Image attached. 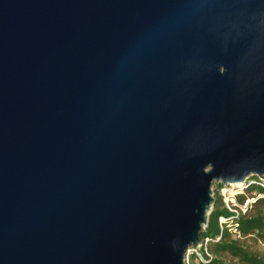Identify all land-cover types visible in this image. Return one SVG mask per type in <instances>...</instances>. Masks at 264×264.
<instances>
[{"label": "water", "instance_id": "1", "mask_svg": "<svg viewBox=\"0 0 264 264\" xmlns=\"http://www.w3.org/2000/svg\"><path fill=\"white\" fill-rule=\"evenodd\" d=\"M254 176L264 0H0V264H186Z\"/></svg>", "mask_w": 264, "mask_h": 264}, {"label": "trees", "instance_id": "2", "mask_svg": "<svg viewBox=\"0 0 264 264\" xmlns=\"http://www.w3.org/2000/svg\"><path fill=\"white\" fill-rule=\"evenodd\" d=\"M248 182H254V184L249 185L246 191L256 190V203L264 205V188L259 186L257 182H260L258 178L250 179ZM264 184V182H263ZM216 186L217 192L215 193V201L213 208L211 209L208 222L206 227L204 228L200 240H204L209 238L211 240H215L218 236L220 240L217 242L210 241L207 244V250L212 256L210 260L206 257L205 259L209 262L204 264H226L222 260L223 255L230 256L231 259L236 260L235 263L231 264H264V258L258 256L257 254L248 251L239 245L238 240H234L231 234L224 229L222 232L219 226V218L220 217H229L231 213L225 207V203L221 197L218 195V191L221 188V184H213ZM243 192L240 195H237L234 199L233 207L238 209L240 212V217L238 219V231L241 237H247L252 235L256 241H260L264 243V217L261 214L252 216L246 213L247 211V200L243 199Z\"/></svg>", "mask_w": 264, "mask_h": 264}, {"label": "built area", "instance_id": "3", "mask_svg": "<svg viewBox=\"0 0 264 264\" xmlns=\"http://www.w3.org/2000/svg\"><path fill=\"white\" fill-rule=\"evenodd\" d=\"M249 180V179H248ZM245 181L244 182V188L240 191L237 192V194H235V197L237 195L242 194L251 184H254V182H248ZM263 180H260V182H257V184L259 186H261L262 188H264V184H263ZM221 189V197L225 203V207L228 209V211L231 213V215L229 217H220L219 218V226H220V230L221 232L226 229L232 236V238H241L240 233L238 231V219L240 217V212L238 209L233 207V201L230 199V194H229V189L231 188L230 186ZM221 236H218L215 240H211L209 238H206L204 240H200L199 244L191 249H189L187 251L186 254V259H185V263L186 264H190V257L194 256L195 259L199 262V263H207L209 262L208 260H210L212 258V256L210 255V253L207 250V244L210 241H214L217 242L220 240ZM204 253V255L206 257H208L209 259L206 260L204 257V255L202 254Z\"/></svg>", "mask_w": 264, "mask_h": 264}, {"label": "rangeland", "instance_id": "4", "mask_svg": "<svg viewBox=\"0 0 264 264\" xmlns=\"http://www.w3.org/2000/svg\"><path fill=\"white\" fill-rule=\"evenodd\" d=\"M254 178H257V177L254 176V177H251L250 179H254ZM226 187H228V186H226ZM223 188H225V187L222 185L221 188H220V190L218 191L219 197H221V189H223ZM212 192H213V197L215 199L216 198L215 197V193L217 192L215 185H212ZM244 192L245 193L242 196L243 199L244 200L245 199H248L247 202H246V204H247V211H246V213L248 215H252V216L261 214L264 217V205L263 204H257L256 203V194H257V191L256 190H252V191H246L245 190ZM215 203H216V201H215ZM214 204H213V206H214ZM213 206H212V208H213ZM234 240H238L239 245H241L243 248H245L248 251L253 252V253L257 254L258 256L264 258V243H262L260 241H256V239L252 235H249L247 237L234 238ZM222 260L226 264H231V263H235L236 262V260L231 259L230 256H228V255H223L222 256ZM190 264H202V263H199L195 259L194 256H191L190 257Z\"/></svg>", "mask_w": 264, "mask_h": 264}, {"label": "bare ground", "instance_id": "5", "mask_svg": "<svg viewBox=\"0 0 264 264\" xmlns=\"http://www.w3.org/2000/svg\"><path fill=\"white\" fill-rule=\"evenodd\" d=\"M231 188L229 189V194H230V199L234 201L235 199V194L237 192H240L244 188V183H236V184H231Z\"/></svg>", "mask_w": 264, "mask_h": 264}]
</instances>
